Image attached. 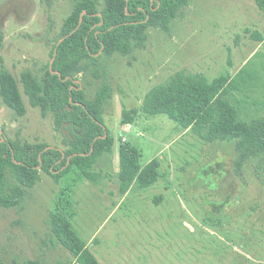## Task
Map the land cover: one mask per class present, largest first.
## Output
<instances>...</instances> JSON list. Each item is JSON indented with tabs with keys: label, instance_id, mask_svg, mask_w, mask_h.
Segmentation results:
<instances>
[{
	"label": "rangeland",
	"instance_id": "374dc122",
	"mask_svg": "<svg viewBox=\"0 0 264 264\" xmlns=\"http://www.w3.org/2000/svg\"><path fill=\"white\" fill-rule=\"evenodd\" d=\"M75 2L0 0V73L19 81L27 107L21 116L0 96V133L13 141L66 148L63 130L31 105L20 78L25 71L42 76ZM96 2L105 7L106 0ZM256 32L264 36L255 0H189L169 32L148 27L143 48L81 63L77 76L89 99L105 82L111 89L103 115L115 151L95 166L106 177L99 185L81 182L74 195L75 226L103 264H264V156L243 161L235 141H208L165 114L140 113L123 123L124 109L141 108L146 93L178 71L213 79L236 74L248 61L260 74L241 95L243 114L264 116V42ZM121 141L142 152V166L160 160L155 185L121 192ZM40 174L19 205H0V264H76L48 222L60 186Z\"/></svg>",
	"mask_w": 264,
	"mask_h": 264
},
{
	"label": "trees",
	"instance_id": "16d2710c",
	"mask_svg": "<svg viewBox=\"0 0 264 264\" xmlns=\"http://www.w3.org/2000/svg\"><path fill=\"white\" fill-rule=\"evenodd\" d=\"M189 0H106L99 10L96 0H76L64 20L59 41L54 44L51 61L37 78L22 73L20 82L32 106L44 116L52 114L57 129H62L65 149L47 143L13 141L0 133V205L17 206L40 179V171L52 175L60 190L49 213V224L56 237L74 257L76 264H103L81 237L75 226L76 187L84 181L95 185L106 177L95 169L99 159L115 151L116 138L107 127L103 106L110 97L108 82L89 99L78 80L81 63L97 62L101 53L127 55L143 48L150 26L169 32L171 22ZM264 12V0H255ZM254 37L264 42L258 32ZM249 61L234 75L221 74L209 79L202 73L178 71L152 87L141 108L124 109L123 123L132 124L140 113L165 114L184 129L208 141L236 142L243 161L264 156V116L243 114L241 95L254 86L259 70H249ZM0 96L6 105L23 116L27 107L19 81L9 71L0 73ZM67 123V125H65ZM65 128L69 132L65 133ZM142 152L128 141L119 144L120 190L126 194L133 185L145 189L160 178L158 158L142 166ZM24 264H44L26 260Z\"/></svg>",
	"mask_w": 264,
	"mask_h": 264
},
{
	"label": "water",
	"instance_id": "95a60500",
	"mask_svg": "<svg viewBox=\"0 0 264 264\" xmlns=\"http://www.w3.org/2000/svg\"><path fill=\"white\" fill-rule=\"evenodd\" d=\"M65 125H67V123H66ZM65 133H67V131H66V130H65Z\"/></svg>",
	"mask_w": 264,
	"mask_h": 264
}]
</instances>
